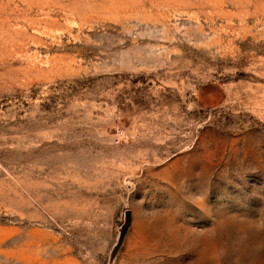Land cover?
I'll return each instance as SVG.
<instances>
[{
	"label": "rangeland",
	"instance_id": "374dc122",
	"mask_svg": "<svg viewBox=\"0 0 264 264\" xmlns=\"http://www.w3.org/2000/svg\"><path fill=\"white\" fill-rule=\"evenodd\" d=\"M0 264H264V0H0Z\"/></svg>",
	"mask_w": 264,
	"mask_h": 264
}]
</instances>
